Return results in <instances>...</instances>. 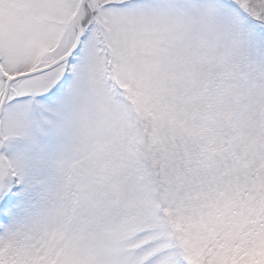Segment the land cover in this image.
<instances>
[{"label": "snow or ice", "instance_id": "1", "mask_svg": "<svg viewBox=\"0 0 264 264\" xmlns=\"http://www.w3.org/2000/svg\"><path fill=\"white\" fill-rule=\"evenodd\" d=\"M0 264H264V0H0Z\"/></svg>", "mask_w": 264, "mask_h": 264}]
</instances>
